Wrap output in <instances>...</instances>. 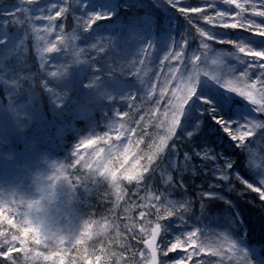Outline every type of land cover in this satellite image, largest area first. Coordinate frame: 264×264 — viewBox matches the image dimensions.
Listing matches in <instances>:
<instances>
[{
    "label": "snow or ice",
    "instance_id": "obj_1",
    "mask_svg": "<svg viewBox=\"0 0 264 264\" xmlns=\"http://www.w3.org/2000/svg\"><path fill=\"white\" fill-rule=\"evenodd\" d=\"M223 2L233 11L216 9L212 3L185 6L182 0H166L187 20L190 30L175 41L157 63L152 62L154 45L149 41L140 48L138 55L104 60L108 71L101 66V54L115 47L116 37L99 38L83 46L79 41L98 21L111 18V11H92L88 0H64L52 5L47 14L37 17L44 21L32 29L36 34L39 72L22 78L28 82L29 89H44L55 95L58 104H63L68 97L67 89L50 87V80L62 81L72 64L86 62L93 69L84 85L91 89V94L79 105L80 110L87 111L100 100L119 99L127 103L126 110H115L116 119L108 131L83 137L74 147L73 161L67 166L57 165L53 176L55 180L63 177L72 187L83 182L89 174L102 176L108 180L109 189L114 190L111 193L109 189L105 191L104 198L114 196V199L109 198L112 206L105 214L91 213L83 221L78 235L71 239L45 233L41 227L43 219L32 218L33 211L44 210L42 200L54 198L51 191L42 188L40 199L26 202L0 200V264H204L205 257H218L220 264H224L234 256L235 245L227 235L219 233L210 237L197 224H191L190 230L180 235L166 238L164 222L167 218L175 216L180 225L189 224L193 205L191 201H169L163 189L152 190L141 183L147 174L157 170L158 157L176 136L185 119L186 107L198 95L201 77L210 75L204 63L208 60L212 64L220 62L218 57H210L213 41L231 44L243 57L253 61L244 71L217 82L245 97L257 105V111L264 113V49H253L238 39L219 40L209 30V27L239 29L264 37V23L251 18H264V0L258 3L255 0ZM70 13L74 22L71 29L65 24ZM9 15L15 19L14 14ZM193 39L199 43L195 49H190L189 41ZM62 50L68 59L53 63L52 56ZM253 71L259 72L255 78L250 76ZM115 73L135 76L141 81L151 76L147 91L120 96L109 80ZM212 78L216 79L215 74ZM198 99L202 102L200 110L217 121L238 145L252 136L258 127L253 122L234 128L233 121H226L217 114V108L207 96L199 95ZM22 106L18 105L14 111L19 112ZM199 123L197 120L186 135L192 136ZM203 156L217 159L207 152ZM231 167V162L225 161L219 169L224 179L228 178ZM133 182L136 187L130 190L129 185ZM245 183L264 200V187ZM199 195L203 213L204 197L212 193L201 192ZM177 251L183 255L165 259L169 253Z\"/></svg>",
    "mask_w": 264,
    "mask_h": 264
},
{
    "label": "trees",
    "instance_id": "obj_2",
    "mask_svg": "<svg viewBox=\"0 0 264 264\" xmlns=\"http://www.w3.org/2000/svg\"><path fill=\"white\" fill-rule=\"evenodd\" d=\"M121 1L122 4L111 18L98 21L79 41L83 46L99 38L116 37L115 47L101 54L103 59L100 63L104 71H108L104 60L138 55L140 48L145 45L141 40L137 42L134 31L128 28L131 20L141 19L144 14L152 16L153 22L144 20L143 23L154 45L153 64L190 30L187 20L166 0ZM33 3L43 7V14L51 11V4H48L50 8H45V0L37 3L35 0H0V29L7 34L4 39L0 36V200L4 201H20L23 190L34 187L35 171L46 166L45 160L41 159L50 158L65 166L69 165L74 158L71 155L72 148L83 137L108 131L116 119L115 110L127 109L125 101L114 99L100 100L87 111L80 110L79 105L85 103L91 94V89L84 87L93 71L86 62L72 64L64 80H50V87L67 89L68 97L63 104H58L55 95L44 89H29L28 82L22 80L23 76L39 72L35 51L36 34L32 30L34 25L39 24L36 11L31 9ZM101 3L102 0L88 2L92 11L102 6ZM182 3L185 6L212 3L216 9L233 11L223 0H182ZM9 14H14L15 19ZM251 18L264 23V18ZM65 24L69 29L74 27L73 14H69ZM209 30L219 40L238 39L253 49H264V37L239 29L209 27ZM198 43L195 39L190 40V49H195ZM210 57H218L220 62L212 64L208 60L204 63L210 75L201 77L198 95L186 107L185 119L177 129L176 136L158 157L157 170L147 174L141 183L152 190L163 189L169 201H191L193 205L189 224L180 225L175 216L167 218L164 222L166 238L180 235L190 230L191 224H197L208 236L224 233L234 243L235 254L224 264H264V200L260 199L257 192L247 188L245 183L264 186V115L255 114L258 127L253 130L252 136L238 145L217 121L200 110L202 102L198 99L199 95L207 96L217 108V114L226 121H233V127H237L246 112L245 99L217 82L230 78L232 74L216 79L212 75L213 72L238 74L253 61L243 57L233 45L218 41L212 42ZM67 59L68 55L63 50L52 56L53 63ZM251 74L256 76L259 72L253 71ZM150 79L151 76L141 81L135 76L120 73L109 78L120 96L146 92ZM18 105L23 106L16 112L14 109ZM197 120L200 123L196 131L192 136H187V131L192 130ZM205 152L217 159H206L203 156ZM225 161L232 164L227 179L219 172ZM259 166H262L260 170ZM91 177L89 174L75 187L65 179L54 183L58 193L53 204H56L62 223L67 227L77 224L82 228L83 221L91 213L105 214L112 206L109 198L114 199V196L104 198L103 195L110 185L100 186L98 175L96 179ZM168 177L171 180H167ZM165 180L167 183H164ZM135 187V182L129 185L130 190ZM108 191L114 192L111 189ZM201 192L212 193L204 197L203 213ZM79 230L75 228L70 234L79 233ZM240 248L245 252L242 253ZM182 255L177 251L169 253L165 259H176ZM204 264H220V258L205 257Z\"/></svg>",
    "mask_w": 264,
    "mask_h": 264
},
{
    "label": "rangeland",
    "instance_id": "obj_3",
    "mask_svg": "<svg viewBox=\"0 0 264 264\" xmlns=\"http://www.w3.org/2000/svg\"><path fill=\"white\" fill-rule=\"evenodd\" d=\"M40 1H42V0H35V3L40 2ZM124 1H127V0H124ZM56 2L62 3V1H59V0H45V5H46L45 8H50V5H48V4L54 5ZM88 2H90V0H88ZM122 2L123 1H121V0H102V3H101L102 6H100L97 10L111 11L114 14L116 12L117 8L122 4ZM255 2L258 3L259 0H255ZM31 9L35 10L37 12V13L35 12V14L38 17H42L43 15H45V14L41 13V12H43L44 9L40 5H35L33 3L31 6ZM144 20H147L148 22H153V18L151 15L144 14L141 19L131 20L129 22L128 28L132 29L134 31V35H135L137 42L139 40H141L144 42V44H147L149 41H151V39H150L149 31H148L146 25L143 23ZM37 22L39 25H42L44 23V21L42 19H38ZM100 24H102V23H100ZM100 24H98V25H100ZM0 36H1V39L6 38V36H7L6 31L0 29ZM213 74H215V76L217 78H219L220 76L229 77L230 74H234V73H220V72L215 73V72H213ZM250 76L252 78H255L257 75L255 76V75H252L250 73ZM238 96H239V98H241L243 100L245 99L244 102H245V106H246L245 115L239 120L240 122L238 121L239 125L240 124H251L253 122H255L258 125V121L255 118V116H256L255 114H259L261 112L257 111V105L252 104L249 100H247L243 96H240L239 94H238ZM262 114L264 115V113H262ZM255 130H256V128L254 129V131ZM74 147L72 148V151H71L72 154L71 155H73ZM41 160H45L44 164L48 167L45 166V167L39 169L38 171H35V172H37V175H36V177L33 178L34 187L31 190H27V191L23 190V193L20 194V201L22 200V201L26 202L28 200L40 199L41 196L43 195V193L41 192L42 188L45 190L51 191L54 194V198L52 200H47V199L42 200V206H43L44 210H42L40 212L33 211L31 213L32 218L34 220L37 217H40L41 219H43V223H42L41 227L45 233L62 235V236H65L69 239L74 238L76 235H78V233L70 234V232L75 230V228L79 230V229H81V227L76 224L75 227L70 228V227H67V225H65V223H62V217L59 215V212L56 210L57 206L55 203L53 204V202H55V199H56V192L58 193V191H57V189H55V185H54V183L58 182V180L53 179V176L57 171L56 166L61 165L62 163L59 161L52 160L50 158H44ZM255 165H257V163H255ZM261 167L262 166H259L258 169L260 170ZM91 175H92V177H91L92 179L97 178V175H95V174H91ZM98 178H100V180H99L100 186L101 185H106V186L109 185V182L106 178L99 176V175H98ZM60 179L64 180L63 177ZM49 186H51V187H49ZM262 187H264V186H262ZM240 249L242 250V253L245 252L242 248H240Z\"/></svg>",
    "mask_w": 264,
    "mask_h": 264
}]
</instances>
